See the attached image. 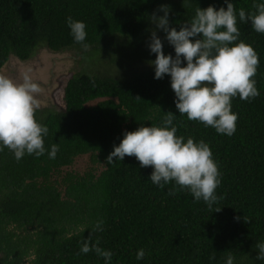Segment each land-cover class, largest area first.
Listing matches in <instances>:
<instances>
[{
	"label": "trees",
	"instance_id": "obj_1",
	"mask_svg": "<svg viewBox=\"0 0 264 264\" xmlns=\"http://www.w3.org/2000/svg\"><path fill=\"white\" fill-rule=\"evenodd\" d=\"M231 2L254 11L252 0ZM161 5L177 30L197 7L226 8L223 0H0V70L10 57L25 62L44 48L108 62L104 73L72 75L64 109H37L49 128L46 149L59 146L55 159L46 152L17 162L6 148L0 151V264H103L93 252L77 254L90 232V243L99 238L113 252L112 264H224L229 251L235 264H264L257 259L264 241V34L238 24L241 39L259 54L260 95L251 102L233 98L236 132L217 134L178 113L168 76L153 78L148 62L155 54L147 44L155 29L151 14ZM69 16L85 22L87 51L73 42ZM157 34L164 53L174 55L165 34ZM167 112L175 115L177 135L203 139L219 164L220 200L213 209L187 191L169 195L171 182L152 184L151 166L140 167L134 156L107 164L124 131L160 125ZM85 155L92 165L87 172H63ZM98 218L102 232L93 231ZM140 248L145 257L138 261Z\"/></svg>",
	"mask_w": 264,
	"mask_h": 264
},
{
	"label": "clouds",
	"instance_id": "obj_2",
	"mask_svg": "<svg viewBox=\"0 0 264 264\" xmlns=\"http://www.w3.org/2000/svg\"><path fill=\"white\" fill-rule=\"evenodd\" d=\"M190 3L191 0H183V4ZM223 3L226 8L197 7L179 30L170 25V9L161 5L151 14L155 29L150 31L147 47L150 54H155V59L148 62L154 70L153 78L169 77L178 113L231 137L238 119L232 111L233 98L251 102L260 95L255 78L259 54L241 39L238 24L250 23L252 30L264 34V0H252L254 11L247 12L235 8L231 0ZM66 24L73 42L87 51L85 22L69 16ZM157 30L165 34L163 40L173 48L174 55L164 53ZM30 73L28 69L18 78L0 74V151L6 148L17 162L25 155L41 157L46 152L49 159H55L59 151L57 143L47 149L44 145L49 128L36 117L42 87ZM174 118L172 112H167L160 125H141L134 131H124L119 144L113 145L108 154L107 164L114 163L113 158L122 161L126 155L134 156L140 167L151 166L152 184L164 188L171 182L169 195L187 191L194 202L203 201L213 209L220 200L216 192L222 179L219 164L203 139L177 135ZM103 224V219L98 218L93 231L102 232ZM91 235L90 232L83 239L77 254L93 252L103 259V264H112L113 252L100 247L99 238L90 243ZM257 250V259L264 260V241L257 244ZM144 257L145 250L138 249L136 260ZM224 264H235L231 251Z\"/></svg>",
	"mask_w": 264,
	"mask_h": 264
},
{
	"label": "rangeland",
	"instance_id": "obj_3",
	"mask_svg": "<svg viewBox=\"0 0 264 264\" xmlns=\"http://www.w3.org/2000/svg\"><path fill=\"white\" fill-rule=\"evenodd\" d=\"M107 64L108 62L105 60L96 64L82 62L81 55L75 50L55 53L44 48L38 50L30 60L25 62L18 60L15 56L10 57L7 64L0 70V74L18 78L24 71L31 69L32 78L42 87L38 109L57 108L62 110L65 107L64 87L72 75L83 71L104 73L107 71ZM143 66L140 64V69ZM91 166L88 155L80 156L71 167L64 169L63 172L68 171L82 175ZM102 169L103 167H100L99 171Z\"/></svg>",
	"mask_w": 264,
	"mask_h": 264
}]
</instances>
